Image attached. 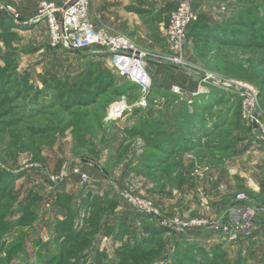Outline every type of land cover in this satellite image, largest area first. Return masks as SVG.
Returning <instances> with one entry per match:
<instances>
[{
	"label": "rangeland",
	"instance_id": "374dc122",
	"mask_svg": "<svg viewBox=\"0 0 264 264\" xmlns=\"http://www.w3.org/2000/svg\"><path fill=\"white\" fill-rule=\"evenodd\" d=\"M122 1L120 23L112 20L110 0H92L90 14L99 24L120 25L147 53L150 74L154 68L164 78L205 87L192 97L183 93L191 111L200 101L199 124L184 135V152L158 154L155 161L147 155L154 151L151 133L186 125L177 94L154 93L143 105L139 86L113 72L104 49H57L43 26L31 31L0 15V182L10 184L0 197V264H96L98 252L103 264H118L122 251L125 264H264V146L252 137L242 99L216 84L244 80L259 88L264 102V0H193L198 17L182 65L166 59L177 0ZM81 165L105 177L94 198L109 200L86 219L89 212L79 204L90 182L81 184ZM63 166L78 169L60 184L75 194L67 219L46 197L60 186L49 175ZM37 167L47 173L35 190L29 186L39 182ZM119 190L150 200L168 219L216 221L224 214L230 224L232 207L251 201L262 208L250 233L178 232L137 212ZM33 191L41 199L21 211ZM238 192L248 203L234 200ZM193 234L197 239L184 240Z\"/></svg>",
	"mask_w": 264,
	"mask_h": 264
},
{
	"label": "built area",
	"instance_id": "2783aa9c",
	"mask_svg": "<svg viewBox=\"0 0 264 264\" xmlns=\"http://www.w3.org/2000/svg\"><path fill=\"white\" fill-rule=\"evenodd\" d=\"M91 2L92 0H41L29 23L44 22L49 32V44L57 49L76 52L93 48L104 49L110 58L113 72L140 86L142 96L139 101L141 104L147 105L152 88L151 75L147 71V53L125 33H115L108 27L97 26L89 14ZM0 13L15 22L20 21L21 18L14 6L2 0H0ZM197 17L193 0H177L171 10L167 25V41L170 44L171 54L167 55L166 59L168 58L179 65L184 63L183 52L187 44V35ZM209 79L208 76L204 77L205 81H209ZM216 84L222 89L233 90L242 99L241 110L244 118L250 124L257 138L264 142V102L261 101L259 88L244 80L234 79L220 80ZM172 90L183 96L182 88L179 85H175ZM71 171L78 172V169L70 170L63 166L48 178L51 183L60 185L69 178ZM79 177L81 184L90 182V176L84 172L79 173ZM119 194L124 202L130 203L140 214L158 218L163 226H173L178 232L206 227L221 229V232L226 234L250 233L255 227L254 215L260 209L250 204H246L244 209L234 208L230 214L232 217L230 224L225 223V217L216 221L202 217L186 220L178 217L168 219L150 200L135 197L127 190H119ZM247 199V194L244 192L234 195V200L240 203H245Z\"/></svg>",
	"mask_w": 264,
	"mask_h": 264
},
{
	"label": "crops",
	"instance_id": "0c3cea01",
	"mask_svg": "<svg viewBox=\"0 0 264 264\" xmlns=\"http://www.w3.org/2000/svg\"><path fill=\"white\" fill-rule=\"evenodd\" d=\"M13 1H15L14 2V4H15V7H16V9H17V11H19V13H20V16H21V18H20V23H22V24H26V26H28L29 27V29L31 28V31L32 30H34V29H37L38 27H40V26H43L44 27V29L47 31V36H48V39H49V32H48V30H47V28H46V25H45V23L44 22H40V23H36V24H30L29 23V21H30V19H32L33 18V16H34V14L36 13V10H37V7H38V5H39V3H40V1L41 0H13ZM105 2L107 1V0H104ZM111 1V6L109 7L110 8V13H112V15H114V16H116V17H114V18H112V20H115V19H117L116 21H118V23H120L121 22V19H122V17H124V15H123V10H124V8H125V6H124V4H123V1L122 0H110ZM101 4H103L104 5V3L102 2ZM91 5V4H90ZM101 6V5H100ZM109 8H107L106 9V11H105V13H107V10L109 9ZM195 8V7H194ZM89 14H90V8H89ZM90 16H91V19L95 22V24L97 25V26H104V27H108V28H110L111 29V31L112 32H115V33H123L122 31H121V26L119 25H117L116 26V28L114 27H110L109 25H102V24H99L100 23V21L98 20V18L95 16V14L93 15L94 16V18H93V16H92V14H90ZM151 79H152V90H151V92H150V94H149V97H148V99H150L152 96H153V94L154 93H156V94H159L160 92H162V91H169L170 90V92H171V94H174V92H173V87L175 86V85H179L181 88H182V91H183V93H186V95H188V96H190V97H192V96H194V95H198V94H200V93H204L205 92V87L203 86V85H201L200 83H199V81H195V82H188V81H183V82H181V81H176V80H173L172 78H170V77H168V79L167 78H164V76H163V72H161V71H157V70H155L154 68H151ZM207 91V90H206ZM176 94V93H175ZM179 94H177V96H178ZM160 96V95H159ZM179 97H181V96H179ZM183 98V97H182ZM199 103H200V101H199ZM253 132V135H252V137H253V139L257 142V141H259L263 146H264V142L263 141H261L259 138H257V136H256V134L254 133V131H252ZM172 153H177V152H172ZM36 168V167H35ZM40 171H41V175L38 173L37 175H35L36 176V178L38 179L37 181H39V182H36V181H34V182H36V185L34 184L33 186H29L30 188L31 187H34L33 189H35V188H38V184H41V179H42V175H46V173L47 172H45V169L44 168H39V167H37ZM81 170L82 171H84L85 173H87L88 174V176H90V178H91V181H90V185H89V188L87 189V191H86V193H84L83 194V198L81 199V201H80V204H79V206H80V210H83L84 208H85V212H86V210H87V207L86 206H84V203L86 202V199H88V198H93L95 195H96V193L98 192V191H96V185L98 184V182H100V181H103L104 179H105V177H103L99 172H95L94 171V169H91V168H89V167H87V166H83V165H81ZM38 176V177H37ZM72 179V178H71ZM70 180V179H69ZM257 181V183L258 184H260L259 182H258V180H256ZM36 190V189H35ZM34 192V191H33ZM48 195L46 196L47 198H48V201H49V206L50 207H58V205L56 204V202H55V200H56V198L59 196V195H62V194H68V195H70L71 196V200L73 201V198H75V194H74V190H72L71 188H68L67 187V185L66 184H63V185H60V186H55V188L54 189H52V188H50L49 190H48ZM37 193L39 194V195H42L40 192H38L37 191ZM97 196V195H96ZM231 201H233V199L231 200ZM246 203H248V201H246ZM239 204H241V205H243V204H245V203H240L239 202ZM250 205H254L255 207H257V208H262V206L261 205H259L258 203L256 204V203H254V202H251L250 201V203H249ZM238 206H236V207H232L230 210L231 211H233V209L234 208H237ZM60 208V207H59ZM59 210H61L62 212H65L66 210L65 209H62V208H60ZM84 211V210H83ZM84 212V213H85ZM230 214H231V212H230ZM229 214V215H230ZM65 215V214H64ZM224 215V214H223ZM223 215L221 216V217H219V218H217V219H220V218H222L223 217ZM226 215V214H225ZM227 217V216H226ZM214 218V217H213ZM215 220H216V218H214ZM194 231H197V230H194ZM193 231V232H194ZM195 236V234H193V236H190V235H188V236H186L185 238H184V240L188 237V238H193V239H197V238H195L194 237ZM263 235L261 234V236H260V238L262 237ZM183 239V238H182ZM261 240H262V243H264V240H263V238H261Z\"/></svg>",
	"mask_w": 264,
	"mask_h": 264
},
{
	"label": "trees",
	"instance_id": "16d2710c",
	"mask_svg": "<svg viewBox=\"0 0 264 264\" xmlns=\"http://www.w3.org/2000/svg\"><path fill=\"white\" fill-rule=\"evenodd\" d=\"M0 15L1 16L3 15L6 19L11 20L2 13H0ZM196 22L192 25L191 29L196 27L195 26ZM191 29H190V31H191ZM81 51L82 50H80L78 52H81ZM74 52H76V51H74ZM218 88H221V87H218ZM139 89L141 91L140 86H139ZM177 97H178V99L180 98V100H182V102L180 103L181 106L184 105V108L180 109V112H178L177 114L179 115V113H180V115H182L183 119H185V121H186L185 122L186 125L184 127H181V128L179 126L176 127L175 125H171L169 128H164V129L160 128V130L155 129L151 133L150 145L154 151H152L151 153H149L147 155H153V158L155 161L158 157L159 158L161 157L158 154H170L172 152H177V153L184 152L183 148H181V145H182L181 142L186 138L184 135L190 131L193 133V131H195V130L192 129V127L196 128L199 124V120L201 118L200 112L203 109L202 105L198 102L196 104V108L193 107L192 111H191L189 108V105L187 103V100H183V99H185V96H183V98H182V97H179V95H178ZM159 160L163 161L162 159H159ZM9 186H10V184H8V186H7V180L6 179L0 182V189L1 190L3 189L2 192L0 193V197H4V196L8 195V193H6V191H7L6 188H8ZM40 199H41V195L35 194L34 192H31V194L27 196L26 203H24V202L21 203L19 208L22 209L21 211H23V210L25 211V210L29 209L30 205H32L34 203V201L38 202V200H40ZM71 199L72 198L70 195L62 194V195H59L55 200L58 207L66 210L65 211L66 212L65 213L66 219L68 218L69 213L72 211V206L70 204L72 201ZM97 200L98 199L94 198V197L91 199L90 198L86 199V202L84 203V205L87 207V210L89 212V216L87 215L85 217V219L88 217H91L95 212H97V205H99V204L108 205V203H109V200L102 199L101 200L102 202H97ZM11 202H13V201H11ZM67 211H70V212L67 213ZM123 252L124 251H122V253H121L123 258H121V260L119 261L118 264H125V262H126V258L124 257L126 254ZM103 256H104V254H102L101 252H98L95 263L96 264H103V260H104V258H102Z\"/></svg>",
	"mask_w": 264,
	"mask_h": 264
}]
</instances>
